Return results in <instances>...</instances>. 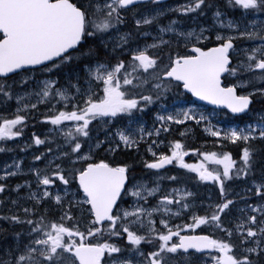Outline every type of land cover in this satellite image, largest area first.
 <instances>
[{
    "label": "snow or ice",
    "instance_id": "obj_1",
    "mask_svg": "<svg viewBox=\"0 0 264 264\" xmlns=\"http://www.w3.org/2000/svg\"><path fill=\"white\" fill-rule=\"evenodd\" d=\"M0 154V264H264V0H0Z\"/></svg>",
    "mask_w": 264,
    "mask_h": 264
},
{
    "label": "trees",
    "instance_id": "obj_2",
    "mask_svg": "<svg viewBox=\"0 0 264 264\" xmlns=\"http://www.w3.org/2000/svg\"><path fill=\"white\" fill-rule=\"evenodd\" d=\"M150 117H151V114H149V116L145 117V119L148 121L149 124L151 123V118H150ZM39 129H40V128H38L37 131H38ZM195 130L201 132L200 129H195ZM201 133H202V132H201ZM202 136H203V139H202L201 143H202L203 140L205 139L203 133H202ZM207 139H208V138H207ZM209 140H210V139H209ZM201 143H200V144H201ZM200 144H198V145H191V146H193V147H199ZM209 147H210V146H209ZM236 154H237V152H235V150H234V148H233V155H234V158L236 157ZM4 157H5V155L0 154V162L3 161ZM186 158H187V159H186L187 162H190V161H191V162H195V159H196L195 157H193V156H191V155L187 156Z\"/></svg>",
    "mask_w": 264,
    "mask_h": 264
},
{
    "label": "bare ground",
    "instance_id": "obj_3",
    "mask_svg": "<svg viewBox=\"0 0 264 264\" xmlns=\"http://www.w3.org/2000/svg\"><path fill=\"white\" fill-rule=\"evenodd\" d=\"M203 139L202 133L199 131H194L192 133L191 139L188 141L191 145H198L201 143ZM4 162H0V165H2ZM27 165V163H25V166Z\"/></svg>",
    "mask_w": 264,
    "mask_h": 264
},
{
    "label": "flooded vegetation",
    "instance_id": "obj_4",
    "mask_svg": "<svg viewBox=\"0 0 264 264\" xmlns=\"http://www.w3.org/2000/svg\"><path fill=\"white\" fill-rule=\"evenodd\" d=\"M13 182H15V181H13Z\"/></svg>",
    "mask_w": 264,
    "mask_h": 264
},
{
    "label": "water",
    "instance_id": "obj_5",
    "mask_svg": "<svg viewBox=\"0 0 264 264\" xmlns=\"http://www.w3.org/2000/svg\"><path fill=\"white\" fill-rule=\"evenodd\" d=\"M209 107H211V106H209Z\"/></svg>",
    "mask_w": 264,
    "mask_h": 264
}]
</instances>
